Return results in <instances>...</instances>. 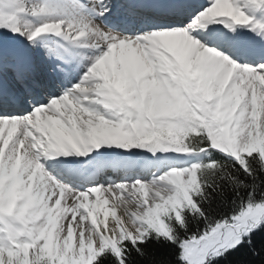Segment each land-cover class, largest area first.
Masks as SVG:
<instances>
[{
    "label": "snow or ice",
    "instance_id": "1",
    "mask_svg": "<svg viewBox=\"0 0 264 264\" xmlns=\"http://www.w3.org/2000/svg\"><path fill=\"white\" fill-rule=\"evenodd\" d=\"M251 2L264 8V0ZM89 3L100 17L111 15L119 8L121 22L151 18L155 26L142 34L128 35L125 31L116 30L115 25L109 27L103 20L88 15L83 11L86 7L83 4L50 8L34 0H0V28L25 36L33 49L37 38L45 33H55L66 41L92 36L97 42L94 48L107 49L72 89L20 115L18 110L40 96L49 85L30 52L0 44V130L5 133L0 142V153L6 152L8 161L27 160L28 164L33 163L29 149H37L39 143L50 149L46 155L68 156L75 152L86 156L102 145H116L121 149L147 147L154 154L159 150L188 153L192 150L189 144L175 148L163 146L162 132L155 129H163L164 122L150 123L148 118L153 117L154 112L151 108L145 109L141 101L130 103L124 97L112 94L105 107L117 117L113 121L99 111L82 108V101L75 95L78 89L83 90L82 86L91 73L113 57L118 45L143 47L145 42H152L163 46L160 59L171 61L174 66L170 70L178 74L175 86H169L175 99L172 111L176 118V124L171 127H179L181 131L190 127L198 131L200 137L209 142V148L230 156L244 169L251 178L253 198L256 195L264 198V188L261 187L264 185V150H258L264 141V83H261L264 48L256 50L236 38V26H247L253 21L238 6V0H120L119 3L117 0H89ZM58 15L66 19L55 20ZM29 16H47L49 19L35 26L27 19ZM221 23L223 27H216ZM225 28L229 31L225 32ZM257 29V34L264 40V24L257 25L253 31ZM45 48L44 58L58 61L50 71L66 72L75 53L67 48L63 51ZM165 48L170 51H164ZM115 54L126 55L122 47ZM127 55L134 62H139L133 54ZM241 58L244 59L243 64L239 62ZM192 73H199L205 83L213 79L222 82L224 98L221 105L226 111L220 107L212 110L204 96L182 95L193 85ZM230 78L241 80L246 85L247 98H241L239 103L232 100L231 85L224 89ZM130 86L137 87L134 83ZM201 121L205 122L203 129L198 128ZM18 131L23 138L17 145L11 140ZM184 136H188L186 131ZM31 137L38 139L30 143ZM35 167L43 171L58 192L64 193L65 202L71 200L77 209L83 203L95 216L105 219L89 223L81 216L79 225L71 218L66 219L65 223L76 234L75 243L70 235L61 232L42 240L43 230L37 234L35 227H29L27 213L32 201L17 211L20 194H14L10 203L0 201V223L4 225L0 229V264H110V256L116 264H170L168 258L151 243L155 240L159 244L161 239L178 244L181 251L176 259L189 264H204L209 256L220 258L243 246L253 255H260L254 233L264 224V199L241 207L230 220L209 222L208 228L198 238L182 239L179 236L178 228L188 226V213L199 214L209 220L196 197L208 198L207 188L212 185L202 179V173L215 175L223 172L224 165L220 161L173 168L151 181L99 185L83 192L58 181L42 163H36ZM185 180L191 191L185 188ZM117 192L121 195H116ZM92 194H95L94 200L90 199ZM106 194L115 195V202L111 205ZM52 203H61L58 195L53 197ZM110 212L115 218L111 225ZM6 216L11 217V222L5 219ZM259 244L264 247V235L260 237ZM30 250H33L31 260Z\"/></svg>",
    "mask_w": 264,
    "mask_h": 264
},
{
    "label": "bare ground",
    "instance_id": "2",
    "mask_svg": "<svg viewBox=\"0 0 264 264\" xmlns=\"http://www.w3.org/2000/svg\"><path fill=\"white\" fill-rule=\"evenodd\" d=\"M40 1H43V3H46L48 5V7H50V8L51 7H68V6H66V3H64L60 0H34V2H40ZM202 1L204 2V0H199V2H202ZM42 18H43V16H38V17L36 16L35 19H34V17H32L30 20H31L33 25L38 26L41 23ZM120 18H121V10H120V13H118L116 18L114 19V22L116 24H120V22H118V19H120ZM33 20H34V22L35 21H39V22L33 23ZM143 21L145 23L146 20L144 19ZM148 21H149V23H154V21L151 19H148ZM259 24H264V22L260 21ZM259 24L254 22L250 25L254 29ZM124 25H125V23H124ZM258 31H259V29L256 30V34ZM21 38H26V37L21 35ZM87 40H89V39H87ZM18 42H20V41L16 39L15 43H18ZM44 42L46 45H40V41L37 40L36 41V48L33 49L30 45L29 49H30V51H32V53H30V54H32L35 57V59L37 60V63L40 65V69H42V71H44L43 76H45V80L48 81V79H49V73L48 72H50L51 68L56 66V62H55L56 60L55 59L49 60L53 64L52 65L53 67L47 69L46 66H44V62H47L46 61L47 59L44 58V53L46 51L45 46H47V48H50V39H44ZM69 42H71V41H69ZM263 42H264V40H263ZM83 43H85L87 46L86 40ZM8 46L23 50L20 46L15 45V44L8 45ZM90 49H91V47H90ZM25 51H27V50H25ZM136 52H137V50H136ZM96 53H97V51H95V54ZM127 54H132V53H127ZM127 54L125 57L127 62H125L123 60L125 70L122 67L121 68L126 73L132 72L135 69V73L138 74L137 77H135V80H139V81L142 80V82L138 85V88L135 87V88H137V90L135 89L137 91V93L139 90H141L139 92V95H142L145 92H149V91L153 92V91L159 90V87L156 85L157 83L155 84L156 80L153 79L154 84L146 81L149 79L148 74H150V76H151V71L149 69V66H147L145 63L142 62V58L138 57L139 62H134L131 59V56H129ZM250 59H253V60L258 59V57H251ZM241 61L244 62V59L241 58ZM125 63H128V64H125ZM112 65H114V64H112L111 60L106 61L105 64L99 70H97V72L100 73L101 70L107 68V66L111 67ZM252 66H256V65L253 64ZM42 67H44V68H42ZM52 74H54L53 76L56 78V81H60L61 83L66 82V80L62 77V75L59 71H57L56 73L52 72ZM68 74L72 75L73 73H68ZM122 77H124V76H122ZM190 79L193 82L194 86L196 87L197 91L199 92L198 94H204L206 96H207V94L209 95V97L207 96V98H206V103L208 105H213L214 111L217 109V107H220L224 111L227 110V109L223 108V106L221 105V99L224 98V91L221 88V83H222L221 81H216L213 79V80L205 83L202 81L199 73H192ZM131 81H133L132 78L130 79V81L128 79H126V80H123L120 82L117 81V83L119 82V84H122L123 82L124 83L126 82L128 84V86H130ZM261 83H264V77L261 78ZM96 85H97V83H96ZM149 85H151L150 88H148ZM229 85H231V94H232V100L234 103H239L241 101V98H247L248 92L245 91L246 85L241 80H233L230 78L228 83L224 84V89H228ZM100 86H101V84H100ZM94 93H95L97 99H94V100L92 99L88 104H84V105L81 104V107L87 108L90 110L99 111L101 114L105 115L106 119L115 121L117 117L115 116L114 113H110L106 109L105 103L110 99V96L112 94H118V93L113 91L112 87L109 85H108V87L107 86H101L99 88H96V91H94ZM252 94H253V99H255V90H253ZM134 96L135 95H132V94L128 95L126 99L128 101L130 99L132 100L134 98ZM142 97H140V98H142ZM147 102L148 101L146 100L145 103H147ZM16 135H17L16 137L14 136L12 138V140H11L12 143H15L16 141L18 143L19 140L21 138H23V136L20 135L19 131L17 132ZM4 138H5V133L3 132V130H0V142H2ZM47 149H49V148L44 143H39V146L37 149H30L31 150L30 151V157L32 158V161H33V163H31V164H28L27 160H20V163L17 165L15 163V160H12V161L7 160V153L6 152L0 153V201L7 200L10 203L14 194H20L18 201H17L18 207L16 209L18 211L19 207H22L25 204H29V201L31 200L32 202L29 206L27 215H28V217H30L29 220H30V224H32L31 227L36 228L37 234H39L40 231L43 230L42 240H46L49 235H52L53 237H55V234L57 232H61L65 235H70L72 237V242L75 243L76 234H75V232H73L71 230L69 225L67 223H65L66 219L71 218V219L76 221L77 225H79V223H80L79 218L81 216H83L84 220L89 221V223L92 220H100V219H105V218L95 216L89 210V208L84 207L83 203H81L80 207L77 209L73 205L71 200L65 202L63 199L64 193L58 192V188L50 183L48 178L43 175V171L38 170L35 167L36 163H42L40 155L45 154V151ZM98 150L104 151V153H106L108 155L109 160H112L113 155L118 153L119 150H121V148L116 146V145H102L100 149H93L91 153L87 154L86 156H83L82 158H90L93 155H95ZM181 155L184 156V158L182 160L172 161L165 168H161L158 171V174L156 176H151L150 173L148 174V173H143V172L139 173V175H141V176H134L135 173L134 174H132V173L131 174L130 173L124 174L122 172L121 173V174H123L122 177H119V179H117L113 182V180L115 179L114 178L109 184L104 183V182H97V183H92V184L84 183L77 188L73 186L74 182L72 183L69 181H65V179L62 178L61 176L59 177V176L54 175L53 173H51L48 170V168L43 163L42 164L44 165L45 170L50 175H52L54 178H56L58 181L63 182L67 185H70L73 189H76V190L83 192V191H88L92 187L99 186V185L108 186V185H115V184H118L121 182L134 183L137 180L151 181L152 179L159 177L160 175H163L165 172H167L170 169H173V168H176V169L189 168L193 164L196 163V158L194 156L192 157L191 154L182 153ZM62 157H66V158H70V159H79L81 156H79L75 152H73V153L69 154L68 156L62 155ZM117 157L121 158L122 155H120V156L118 155ZM135 162H137V161H135ZM21 170H23L22 174H21ZM56 174H57V172H56ZM130 175L134 176V177L128 178ZM110 178H112V177H110ZM181 179L184 180V178H181ZM184 183H185V181H184ZM57 195H58V198L61 200V203L59 205H55L54 203H52L53 197H56ZM94 195L95 194H92V197L90 199L94 200ZM106 195H109V197H110V199H109L110 205H111V203L115 202V195H110V194H106ZM116 195H121V194L119 192H117ZM149 196L151 197V193H149ZM97 199H98V197H97ZM65 203H67V207L65 206ZM88 203L90 206L91 201L89 200ZM111 215H114V214L111 212L109 213L110 225H111V222L115 219Z\"/></svg>",
    "mask_w": 264,
    "mask_h": 264
},
{
    "label": "trees",
    "instance_id": "3",
    "mask_svg": "<svg viewBox=\"0 0 264 264\" xmlns=\"http://www.w3.org/2000/svg\"><path fill=\"white\" fill-rule=\"evenodd\" d=\"M0 34H4L0 30ZM163 129L157 128L158 131L162 132V137H167L170 133L171 125H174L171 121H163ZM203 129L202 127H198ZM184 131L188 133L185 137L184 133L182 138L184 139L183 144H189L190 148H198L206 146L208 141L204 137H200L198 131H193L190 127H185ZM201 140L203 143H200ZM211 160L220 161L224 165L223 172H217L212 175L211 172L202 173V179L208 180L211 187L207 188V199H201L196 197L197 201L201 204V207L205 209L209 220L206 221L204 217L199 214L192 215L188 213V226L185 229H179V236L182 239H191L193 236L199 237L203 235L204 231L208 228V223H215L216 220L221 219H231L241 207L246 206L248 203L260 202L261 198L256 195L255 198L251 195L254 192L252 186L251 178L244 172V169L232 159L225 158L218 153H212L210 160L204 161L207 164ZM199 182V179L197 180ZM264 188V185H261ZM175 223V222H174ZM264 235V224L261 228L254 233V237L257 239V249L260 251V255L256 256L251 253V251L243 246L236 252H229L226 256L208 259L204 264H264V247L259 244L260 237ZM151 243L156 246L159 251L165 255L170 264H188L185 261L181 262L176 259L179 255L181 249L178 244H171L167 241L161 239L159 244L155 240ZM110 264H116L113 257H109Z\"/></svg>",
    "mask_w": 264,
    "mask_h": 264
},
{
    "label": "rangeland",
    "instance_id": "4",
    "mask_svg": "<svg viewBox=\"0 0 264 264\" xmlns=\"http://www.w3.org/2000/svg\"><path fill=\"white\" fill-rule=\"evenodd\" d=\"M39 5H47L46 3H43V1H40V2H35ZM48 6V5H47ZM238 6L248 15V11L249 12H252V15L254 14L253 12L255 11L256 13H261V14H264V8L261 9V7L257 4H253L251 2V0H238ZM258 6V8L256 7ZM71 7V6H69ZM248 10V11H247ZM32 17H34V19L36 18V16H29L27 17L28 20H30ZM44 19V20H43ZM49 19V17L47 16H43L42 20H41V23L44 22L45 20ZM55 20H60V19H66V17L64 16H55L54 17ZM31 21V20H30ZM36 23H38L39 21H35ZM34 20H33V23H35ZM40 23V24H41ZM149 31V30H148ZM9 35L10 37H12V39L14 40H18L19 38H21V35L19 34H13L12 32L9 31ZM89 39V40H87ZM86 40V43H87V50H86V59H87V62L94 59L96 57V55H98V53H102L103 52V47L102 48H94L93 45H95L97 42H96V39L95 37L93 38L92 36H86V37H82L79 41H81L82 43L85 42ZM91 40V41H90ZM92 43V44H91ZM91 45V46H90ZM157 46V49H161L163 46L160 44H154V47L156 48ZM91 47V49H90ZM121 47L124 49L125 53H132L135 57H140V50L138 49V47L136 45H128V44H125L123 46H120L118 45L117 46V51H119L121 49ZM119 48V49H118ZM98 49V50H97ZM137 50V52H136ZM139 50V51H138ZM156 50V49H155ZM95 51H97V53L95 54ZM164 51H170L168 49H164ZM157 52V50H156ZM162 55V53L160 52V56ZM171 55L175 56V53H171ZM160 56L158 57V62L157 65L160 66L161 68V71L168 74L167 77H165L166 81L168 82V84L170 86H175L176 82H177V79H178V74L177 73H174L173 71H171L170 69L174 66L172 65L171 61H162L160 59ZM120 57V58H119ZM126 55L125 56H117L115 54V58L117 59V63H115V65H112L111 67H108L101 70V74L103 76H107V85H105V83L101 82V84H104V86H111L113 91L117 92L118 95L120 94L121 96L123 95L124 98L126 99L128 95H135L134 98L131 100H129V102L131 103H134L137 101H141L144 106H145V109L147 108H151L154 112V116L153 117H149L150 119H156L158 118L160 115L164 114V113H168L170 111H172V106L174 105L175 103V99L174 97L172 96V98H168L167 96H165L164 94H161L158 90L156 91H149V92H145L143 93L142 95H139V92L141 90L138 91L137 93V88H138V85L142 82V80L140 81H137L135 80V77H137L138 74L135 73V69L132 71V72H129V73H126L124 70V61H126ZM92 58V59H91ZM89 59V60H88ZM113 59V57L111 58V60ZM124 60V61H123ZM122 62V63H121ZM162 62V63H161ZM125 64H128V63H125ZM120 65V66H119ZM113 67V68H112ZM124 69H122V68ZM165 67V68H164ZM100 69V68H99ZM167 71V72H166ZM119 73V74H118ZM170 74V75H169ZM131 75V76H130ZM134 75V76H133ZM149 75V79L146 80L147 82H151L152 84L153 83V75L151 74H148ZM179 75H182V74H179ZM124 76V77H122ZM113 77V78H112ZM133 79V81H131V85L134 83L135 85H137V88L135 87H131V86H128V84L125 82H123L122 84H119L120 81H123V80H126L128 79L130 81V79ZM152 78V79H151ZM117 81H119L117 83ZM157 83V81L155 82V84ZM94 84L93 86H96V83H92ZM99 84V83H98ZM97 84V85H98ZM119 84V85H118ZM124 85V86H123ZM158 87V83L156 84ZM151 85H149L148 88H150ZM136 89V90H135ZM124 90V91H123ZM196 87L193 86L191 87L190 90H185L182 92V95H185L186 97L189 96V95H192V96H204L205 97V102H206V98L207 96L209 97V95L207 94L204 95V94H198L199 92L197 91ZM247 91V90H245ZM128 93V94H127ZM134 93V94H133ZM138 94V95H137ZM172 94V93H171ZM143 96V97H142ZM136 97V98H135ZM142 97V98H140ZM148 101L147 103H145L146 100ZM212 110H213V105H209ZM262 115H264V113H262ZM150 122V121H149ZM203 124L205 122L201 121ZM168 146V145H167ZM263 147H264V141H262L259 146H258V150H263ZM185 188L188 190V191H191V187L188 186L187 184V181L185 180ZM5 219L9 220L11 222V217H8L6 216ZM30 219V217H29ZM4 227L3 223H0V227ZM32 224L29 223V227H31ZM32 251L33 250H30V254H29V259L31 260L33 257H32ZM211 257L209 256L208 259H210ZM186 262V261H185ZM186 263L189 264V262L187 261Z\"/></svg>",
    "mask_w": 264,
    "mask_h": 264
},
{
    "label": "clouds",
    "instance_id": "5",
    "mask_svg": "<svg viewBox=\"0 0 264 264\" xmlns=\"http://www.w3.org/2000/svg\"><path fill=\"white\" fill-rule=\"evenodd\" d=\"M29 151H31V150L29 149Z\"/></svg>",
    "mask_w": 264,
    "mask_h": 264
}]
</instances>
